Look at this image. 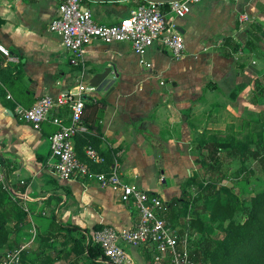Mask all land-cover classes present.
<instances>
[{
  "label": "crops",
  "instance_id": "crops-1",
  "mask_svg": "<svg viewBox=\"0 0 264 264\" xmlns=\"http://www.w3.org/2000/svg\"><path fill=\"white\" fill-rule=\"evenodd\" d=\"M59 3L0 0V45L9 53L0 51L3 182L20 196L29 219L52 220L86 239L96 226L130 230L138 223L134 205L95 182L52 174L48 137L55 127L48 120L34 130L16 119L15 107L30 108L43 96L56 97L78 85L93 88L83 95L82 117L92 147L104 158L112 154L110 168L116 167L125 183L178 207L181 187L198 166V140L264 110V0L193 5L177 22L184 42L178 59L158 46L139 55L130 43L94 41L78 66L49 30ZM141 5L140 0H84L97 25L116 24ZM241 13L248 15L246 22L238 21ZM66 113L55 115L66 119ZM167 220L182 233L181 225ZM124 249L133 264L152 256L143 246Z\"/></svg>",
  "mask_w": 264,
  "mask_h": 264
},
{
  "label": "built area",
  "instance_id": "built-area-1",
  "mask_svg": "<svg viewBox=\"0 0 264 264\" xmlns=\"http://www.w3.org/2000/svg\"><path fill=\"white\" fill-rule=\"evenodd\" d=\"M200 1L172 0L168 3L167 11L162 8L163 4L147 2L116 24L97 25L93 22L91 11L84 6V0H60L57 15L51 21L49 30L60 36L62 46L71 54L70 63L74 66L81 65L84 48L94 41L105 45L130 43L133 51L139 55L158 46L178 59L183 55L184 42L177 22L184 19L192 6ZM247 20L248 15L245 13L238 17L240 23ZM0 51L9 56L1 45ZM146 67L150 65L146 64ZM92 91L93 88L78 85L56 97L43 96L30 108L16 106L13 113L19 122L30 125L34 130H40L48 120L51 121L55 131L48 137V166L57 178L95 182L101 188L119 193L122 203H131L136 208L138 223L133 229L119 231L102 227L87 236V243L98 246L102 253V257L93 260L94 264H133L124 249L126 246L150 249L152 264H161L164 260H169L170 264H196L190 257L189 234L184 230L179 233L161 216L164 202L156 194L125 183L116 167L110 168L107 173L90 169V164L105 163V158L92 147L88 146L83 151L86 163L76 157L74 139L79 134L87 133L82 121L85 107L83 95ZM261 97L264 100V83ZM57 110L66 111L67 118L56 116ZM1 169L0 162V184L11 199H19L20 196L4 185ZM22 210L30 217L25 205ZM22 249L12 256L7 255L1 264H17Z\"/></svg>",
  "mask_w": 264,
  "mask_h": 264
},
{
  "label": "trees",
  "instance_id": "trees-1",
  "mask_svg": "<svg viewBox=\"0 0 264 264\" xmlns=\"http://www.w3.org/2000/svg\"><path fill=\"white\" fill-rule=\"evenodd\" d=\"M140 1L142 4L147 3L145 0ZM162 7L167 9L168 3H164ZM249 140L245 139L242 142L230 136L221 137L216 134L205 135L198 140L200 154L205 153L203 154V161L199 164L203 165L202 167L209 173L208 181H203L198 177V189L213 188L214 198L208 203L209 221L204 222L202 220V214L199 211L200 209H198L194 213L196 216L198 213L197 221L193 222L191 220L183 222V225H181L182 229L189 234L190 257L196 264H264V191L251 198L249 210L244 213L240 222L235 223L232 217L239 208V202L232 195L229 188L218 183V180L222 178L219 157L222 153H225L226 156H237L240 160H244L246 154L251 155L258 162L262 172H264V158L250 148L253 141ZM74 143L76 157L79 161L86 163L87 160L82 155V149L93 146L91 137L86 134H79L75 137ZM105 159L104 165L93 167L90 164V169L95 172L107 173L112 162V154H106ZM182 192H184L183 189ZM179 199L182 201L181 205L184 204L181 216L182 220L185 221L194 200ZM171 206L173 204L164 203V209L161 212V216L164 219H171ZM21 207V201L19 199H11L0 184V247L5 244L9 234L10 230L7 227V223L10 220L14 219L16 221L15 228L17 230H21L24 226L23 222H25V218L27 219V215ZM167 213L169 217H167ZM226 220H229V222L224 226L221 225L219 233L215 234L214 228H212L213 223H225ZM60 229L62 230L63 228ZM94 229L99 230L100 227L96 226ZM74 230L65 229L71 241L70 251L76 257L79 258L85 254V259L89 263L98 257H102L98 246L91 244L86 247L83 241L84 237L79 232H74ZM194 231L199 234V239L197 238L196 242H193ZM52 253L53 255L51 254L52 256L49 258L46 257L41 264H74L66 263L64 259H61L59 257L60 252ZM149 261L151 262V259ZM161 264H170V262L169 260H164Z\"/></svg>",
  "mask_w": 264,
  "mask_h": 264
},
{
  "label": "rangeland",
  "instance_id": "rangeland-1",
  "mask_svg": "<svg viewBox=\"0 0 264 264\" xmlns=\"http://www.w3.org/2000/svg\"><path fill=\"white\" fill-rule=\"evenodd\" d=\"M261 113L257 116H248L242 122L228 125L225 130L214 133L221 137L230 136L242 142L245 139H251L253 144L251 143L250 148L264 158V110ZM203 154L205 153L201 155L199 150L194 153L198 165L197 169L191 172L190 177L181 187L180 198L183 200H194L188 211V220H182V206L184 204L178 207L176 205V208L171 206V219L166 218V220L168 219L167 221H170L172 224L183 225V222L197 221L198 213L197 216L194 213L198 209H200L199 211L202 214V220L204 222L209 221L210 212L208 203L214 198V189L199 190L197 185L198 177L203 181L209 180L208 171L202 167L203 165L199 164L203 161ZM219 157L222 178L218 180V183L221 186L229 188L232 195L237 198L239 208L234 213L232 220L238 223L243 219L244 213L249 210L251 198L264 191V172H262L258 162L251 155L246 154L244 160H240L237 156H226L225 153H222ZM182 189L184 192H182ZM15 222L12 219L7 223L10 231L5 244L0 247V264L5 260L7 255L11 254L12 256L14 252L21 248L23 249L17 264H41L46 257L49 258L53 255L52 252H60L59 257L64 259L66 263L94 264L93 260L89 263L85 259V254L78 258L70 251L71 241L67 232L65 229L61 230L55 227L52 220L25 218V222H23L24 226L21 230L15 228ZM228 222L229 220H226L225 223H213L212 228H214V233L218 234L220 226H224ZM197 238L199 239V234L195 232L193 242H196ZM83 241L86 247L91 245L87 243L86 237L83 238ZM149 260L145 259L144 264H151ZM10 264L15 263L11 262Z\"/></svg>",
  "mask_w": 264,
  "mask_h": 264
},
{
  "label": "water",
  "instance_id": "water-1",
  "mask_svg": "<svg viewBox=\"0 0 264 264\" xmlns=\"http://www.w3.org/2000/svg\"><path fill=\"white\" fill-rule=\"evenodd\" d=\"M145 1H147V2H154V3H158V4H164V3H169L172 0H169V1H164V0H145Z\"/></svg>",
  "mask_w": 264,
  "mask_h": 264
}]
</instances>
